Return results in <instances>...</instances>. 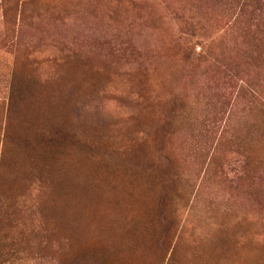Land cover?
Segmentation results:
<instances>
[{
	"label": "rangeland",
	"instance_id": "obj_1",
	"mask_svg": "<svg viewBox=\"0 0 264 264\" xmlns=\"http://www.w3.org/2000/svg\"><path fill=\"white\" fill-rule=\"evenodd\" d=\"M0 264H264V0H0Z\"/></svg>",
	"mask_w": 264,
	"mask_h": 264
},
{
	"label": "bare ground",
	"instance_id": "obj_2",
	"mask_svg": "<svg viewBox=\"0 0 264 264\" xmlns=\"http://www.w3.org/2000/svg\"><path fill=\"white\" fill-rule=\"evenodd\" d=\"M115 192L116 191L109 189V188H102V189H97V190L93 191L92 193H89L85 196H74L73 195V196L66 197V199L64 198L65 200H63V203L61 201H60V203H58V207H56L57 208L56 213L59 217H61L60 219H62L65 222V224H68V226L71 229L79 231L84 240L86 238H88L89 236L95 237V235L97 234L99 237H101V238H99L100 243H102L101 240L106 241V240H108V238H110L111 239L110 241H112L113 236L111 235L112 238L108 237L110 234L109 233L110 229L113 227V225H110V220L112 218L111 215H114L116 213L118 214V211L115 210V207L119 204L118 201H120L124 198L123 195H121L123 198L121 196H119L120 200L116 198V200H118L117 201L118 204H117L115 202V197H116ZM128 195H129V193H128ZM128 195H127V198H129L131 196V195H129V196ZM117 197H118V195H117ZM131 197H132L131 198L132 200L128 199L129 202L131 203L133 201V204H135L134 203L135 198L133 199V196H131ZM125 199L126 198H124V200ZM124 200H123L124 210L119 209L121 204L123 206L122 202H121L120 206L118 205L119 206L118 209L120 211H122V210L125 211V206H127V204L125 205V203L126 202L129 203L127 201V199H126V201H124ZM136 200L137 199H135V202H136ZM131 205H132V203L129 206L131 207ZM132 207H133V205H132ZM121 208H123V207H121ZM126 209H127V211L130 210L129 208H126ZM115 211H117V212L115 213ZM119 214H120V212H119ZM115 216H113V217L115 218ZM117 216H119V215H117ZM120 216H119V218H120ZM116 219L111 220V221L112 222L116 221L118 223L120 220L117 221ZM112 222H111V224H112ZM113 224H116V223H113ZM117 226H118V224L114 226L116 230H118ZM116 230L115 231L112 230V232H118ZM115 234H118V233H115ZM114 238H115V236H114ZM99 242H98V244H99ZM106 242H108V241H106ZM103 243H105V242H103ZM102 244L101 245L99 244L100 247L106 246V245H102ZM130 255H131V253H130Z\"/></svg>",
	"mask_w": 264,
	"mask_h": 264
},
{
	"label": "trees",
	"instance_id": "obj_3",
	"mask_svg": "<svg viewBox=\"0 0 264 264\" xmlns=\"http://www.w3.org/2000/svg\"><path fill=\"white\" fill-rule=\"evenodd\" d=\"M72 242L75 244L73 237L70 235Z\"/></svg>",
	"mask_w": 264,
	"mask_h": 264
}]
</instances>
